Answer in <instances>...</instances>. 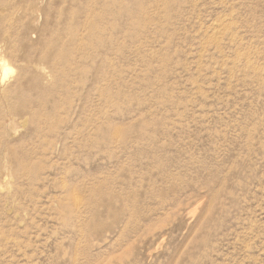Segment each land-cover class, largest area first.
I'll list each match as a JSON object with an SVG mask.
<instances>
[{
  "label": "rangeland",
  "instance_id": "rangeland-1",
  "mask_svg": "<svg viewBox=\"0 0 264 264\" xmlns=\"http://www.w3.org/2000/svg\"><path fill=\"white\" fill-rule=\"evenodd\" d=\"M0 264H264V0H0Z\"/></svg>",
  "mask_w": 264,
  "mask_h": 264
},
{
  "label": "bare ground",
  "instance_id": "bare-ground-1",
  "mask_svg": "<svg viewBox=\"0 0 264 264\" xmlns=\"http://www.w3.org/2000/svg\"><path fill=\"white\" fill-rule=\"evenodd\" d=\"M11 71L10 70H6L5 71V76L4 77H6V75L8 74V73H10Z\"/></svg>",
  "mask_w": 264,
  "mask_h": 264
}]
</instances>
